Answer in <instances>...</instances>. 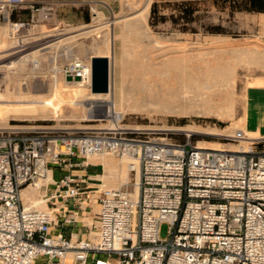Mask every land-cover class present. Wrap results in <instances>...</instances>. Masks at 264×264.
Returning <instances> with one entry per match:
<instances>
[{
    "label": "built area",
    "instance_id": "1",
    "mask_svg": "<svg viewBox=\"0 0 264 264\" xmlns=\"http://www.w3.org/2000/svg\"><path fill=\"white\" fill-rule=\"evenodd\" d=\"M26 3L0 0V20L11 22L10 13ZM28 3L31 22L49 19L50 4ZM12 24L16 32L24 23ZM62 70L91 81V62L88 70L70 60ZM103 116L114 125L0 131V264H67L68 256L77 264H264V135L237 129V148L215 149ZM99 154L126 160L138 176L98 187L96 231L66 237L56 229L58 209L62 223H75L78 210L64 203L77 200L82 210L93 187L88 174L73 170ZM26 186H53L59 206H26Z\"/></svg>",
    "mask_w": 264,
    "mask_h": 264
},
{
    "label": "rangeland",
    "instance_id": "2",
    "mask_svg": "<svg viewBox=\"0 0 264 264\" xmlns=\"http://www.w3.org/2000/svg\"><path fill=\"white\" fill-rule=\"evenodd\" d=\"M28 1L31 0H27L23 8L10 13L11 22L0 20V23L7 24L8 29H11L7 37L17 40L28 38L27 41L32 48L27 51L39 50L42 52L43 56L39 55L41 60L36 58L31 59L32 61L29 59L28 62L25 60L24 71L29 73L26 80H29L30 85L38 80L49 83L54 76V67H58L60 73L64 75L62 69L71 60L63 54L68 43H72L76 51L83 47L86 53L91 56L94 54L92 51L102 47L105 37L111 41L107 56L110 59V87L114 91L120 84L126 85V71H129V69L122 70L120 61L131 62L138 56L140 63L145 64L152 56L154 57L153 61H158L161 58L159 55L162 53L173 55L176 51L175 53L180 54L181 49H185V51L188 49L195 53L194 58L198 62L202 60V57H217L223 62L232 57L237 59L235 87L233 86L232 90L230 111L166 114L151 109L129 108L118 119L120 126L133 130L167 132L180 141L189 138L195 144L202 141L204 146L211 148L234 149L237 147L231 136L237 129L243 128L240 119L243 117L245 106V86L252 77L264 75V64L245 60V53L242 51L246 49V51L264 53V12L234 11L233 15H230L228 7L220 8L214 0H201V9L198 10L201 16L196 24L197 30L190 31L181 30L180 24H173L170 20L158 21L154 25L149 23L153 1L162 3L175 0H150L145 20H141L138 14L145 0H75L73 4H67L64 2L65 0H33L36 5L47 3L52 6L49 19L36 23L30 21ZM170 9L169 5H160L159 14H168ZM17 21L24 24L14 32L12 23ZM97 25L102 26L95 29ZM214 26H220L223 31L211 32L208 30V27ZM115 33H119L120 36L113 39L112 35ZM23 42L21 40L17 44ZM38 43L41 44L37 45ZM127 44L128 46H126ZM53 57H55L54 61ZM80 59L83 60L82 57ZM114 91H111L109 96L84 98L77 111H73L69 105H61L47 114L9 112L5 117L0 118V122H6V128L0 129V131L32 128L85 129L114 125L115 121L112 117L101 115V108H95L90 113L88 104L89 99H95L100 104H105L107 98H111ZM32 92L42 101L46 97L50 100L53 99L52 94L47 91L34 92L32 90ZM71 95L70 91L66 90L62 98L70 99ZM231 113L233 114L231 115ZM188 127L195 130L190 135H187L188 131L184 130L189 129ZM105 156L126 166L125 162L116 156L110 154H105ZM95 158H88L89 162L98 163L91 164L89 167L101 175L104 173V164L101 160L92 161ZM98 175L96 180L90 181L93 187H91L89 197L82 200L84 202L82 228L86 233L85 236H92L96 231L98 187H102L103 184L112 186L108 185L106 178H99ZM135 179L136 174L129 173L128 181L133 182ZM132 187L130 184L129 188ZM39 191L43 199H47L45 208L58 205L54 204L55 198L51 197L54 192L53 186L42 187ZM29 205L30 202L27 201L26 206ZM57 213L60 217L61 211L59 210ZM159 230L160 236L165 237L168 223H161Z\"/></svg>",
    "mask_w": 264,
    "mask_h": 264
},
{
    "label": "bare ground",
    "instance_id": "3",
    "mask_svg": "<svg viewBox=\"0 0 264 264\" xmlns=\"http://www.w3.org/2000/svg\"><path fill=\"white\" fill-rule=\"evenodd\" d=\"M149 1L150 0H145L138 13L141 20L146 19L150 3ZM128 3L130 5V2ZM101 26L102 25H97L95 29H98ZM10 30L8 29L7 24L0 23L1 119L9 112L47 114L61 105H69L73 111H77L82 105V100H84V98L109 96L111 91H114L109 87V91L106 93L91 92L89 85L91 81L89 79L67 80L65 75L60 73L58 67L53 68L54 76L49 83L39 80L34 82L33 80V85H30L28 83L29 80H26L29 73L24 71V65L26 64L25 60H27V62L29 59L31 60L33 58L41 60L39 55L42 52L39 50L27 51L31 49L32 46L28 43V38L26 37L21 39L24 42L19 43L18 45L17 42H20L21 40L7 37ZM119 36V33L112 35L113 39H116ZM110 42L111 41L108 40V37H105L102 47L100 46L92 51V53L95 55H107L109 47L111 46ZM16 46H19L20 48L16 49ZM126 46H128V44ZM25 51L27 52L24 53ZM180 51H182L180 54L175 53L176 51H174L173 55L162 53L159 55L161 58L158 59V61H153L154 57L152 56L145 64L140 63L139 56L131 62L120 61L122 70L129 69V71H126V85L124 83L120 84V86L112 93V97H109L110 99L107 98L108 100L105 104H100L95 99H89L90 101L88 104L90 113L95 108H101L102 115H113L115 119L118 120L123 114H125L126 109L129 108L151 109L166 114H200L208 113L210 111H230L232 90L235 84V66L237 59L232 57L223 62L217 57H202V60L198 62L194 58L195 53L188 51V49L187 51H185V49H181ZM242 52L245 53V60L256 62L261 65L264 64V53L260 54L255 51H246V49H243ZM63 54H65L68 59L80 60L84 63V67H88L89 70L91 58L83 47H80L78 51H76L72 43H68ZM81 57L83 60L80 59ZM54 59L55 57H53V61ZM123 75H125V73H123ZM32 90L34 92L47 91V93L52 94L53 99L50 100L46 97L43 98L45 100L42 101L40 97H36L32 94ZM66 90L70 91L72 94L70 99L62 98V95ZM232 114L233 113H231V115ZM244 119V117L240 119V122L243 124V128L241 129L248 136H251L244 128ZM0 125V129L6 128V122H0ZM184 130L188 131L187 135H190V133L195 131L191 127ZM241 143L243 145L245 144V142ZM197 145L204 146V143L198 141ZM214 148L224 149L222 147ZM92 157H96L93 160H99L102 158L106 169L105 177L107 178L108 185H112L107 187H117L128 181L129 171L128 168L126 169V160H123L126 164L125 166L124 164L105 156V154H99ZM137 174L138 173H136V178L138 176ZM49 176L50 172L48 174V177ZM39 189L40 188L26 186L22 188L21 195L23 200H26V204L27 201L30 202L29 206L45 208V200L47 199H43V196L40 195ZM136 191L137 188H135L133 193L134 197L136 196Z\"/></svg>",
    "mask_w": 264,
    "mask_h": 264
},
{
    "label": "crops",
    "instance_id": "4",
    "mask_svg": "<svg viewBox=\"0 0 264 264\" xmlns=\"http://www.w3.org/2000/svg\"><path fill=\"white\" fill-rule=\"evenodd\" d=\"M67 4H73L75 3V0H65L64 1ZM42 43V42H41ZM38 43L37 45L41 44ZM95 55V54H93ZM92 56V55H91ZM90 56V58H91ZM245 106H244V111H243V117L244 119V128L246 132L249 135L253 136H260L264 135V75H257L252 77L250 80H248L246 86H245ZM248 104V105H247ZM246 110V112H245ZM99 160H102L100 158ZM97 161V160H93ZM95 165L98 163H93V162H88V165L85 168H75L73 171L75 172H83L89 175L90 181L96 180V176L98 173L91 169L89 166L90 165ZM104 164V162H103ZM103 167V166H102ZM55 175H59V171H55ZM106 169L104 165V173L103 175H98L100 176L99 178H106ZM129 176V172H128ZM107 179V178H106ZM121 185V184H120ZM60 200H56V203L59 206ZM83 206V205H82ZM64 207L69 210H78V218L75 223H62L61 218L58 217L59 223L58 226H56L57 230H60L66 237L73 236V237H81L85 236L86 233L84 231L83 227V210H80L77 206V201L76 200H69L68 202L64 203ZM60 209H58L59 211ZM64 264V260L62 262ZM66 263L67 264H77L73 262L71 256H68L66 258ZM91 264H94V259L91 260Z\"/></svg>",
    "mask_w": 264,
    "mask_h": 264
},
{
    "label": "trees",
    "instance_id": "5",
    "mask_svg": "<svg viewBox=\"0 0 264 264\" xmlns=\"http://www.w3.org/2000/svg\"><path fill=\"white\" fill-rule=\"evenodd\" d=\"M220 8L228 7L229 14L234 11H258L264 12V0H214ZM201 0H175L158 2L153 1L150 8L149 23L156 24L158 21L170 20L173 24H180L181 30L196 31V24L199 22L201 14ZM160 5L171 7L168 14H159ZM211 32H222L220 26L208 27Z\"/></svg>",
    "mask_w": 264,
    "mask_h": 264
},
{
    "label": "water",
    "instance_id": "6",
    "mask_svg": "<svg viewBox=\"0 0 264 264\" xmlns=\"http://www.w3.org/2000/svg\"><path fill=\"white\" fill-rule=\"evenodd\" d=\"M91 62L90 90L94 93H106L110 87V59L107 55H93ZM71 80V76H66ZM78 79V77H75Z\"/></svg>",
    "mask_w": 264,
    "mask_h": 264
}]
</instances>
